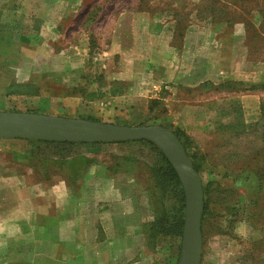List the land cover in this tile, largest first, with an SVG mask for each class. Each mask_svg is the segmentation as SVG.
<instances>
[{"label":"rangeland","instance_id":"rangeland-1","mask_svg":"<svg viewBox=\"0 0 264 264\" xmlns=\"http://www.w3.org/2000/svg\"><path fill=\"white\" fill-rule=\"evenodd\" d=\"M61 3L80 8L57 28L44 23L57 14L52 5ZM44 4L46 12L39 10ZM133 10L156 22L159 35L151 29L142 36L141 76L129 85L139 84L149 109L132 121L171 126L201 176V264H264V0H0V109H39L37 97L85 99L91 87L108 84L104 65L116 66L123 53L110 51L111 38L100 29L121 11L128 20ZM121 31L116 44L126 50L132 46L129 24ZM54 62L57 74L43 73ZM79 68L81 77L67 74ZM129 85L116 81L109 89ZM30 145L0 146V221L23 212L38 217L39 204L56 212L55 185L64 184L70 198L88 178L85 165L107 166L130 183L128 193L141 191L142 210L153 215L144 225L153 264H177L180 242L152 236L157 206L180 212V204L157 184L151 168L161 158L148 143L78 145L71 151ZM71 157L81 170L67 166ZM68 206L61 205L63 213ZM27 238L25 260L15 248L7 257L0 251V264L75 263H59L55 252L38 250L43 246L36 243L53 237Z\"/></svg>","mask_w":264,"mask_h":264},{"label":"crops","instance_id":"crops-1","mask_svg":"<svg viewBox=\"0 0 264 264\" xmlns=\"http://www.w3.org/2000/svg\"><path fill=\"white\" fill-rule=\"evenodd\" d=\"M46 7V4H44ZM55 17L44 21V23L57 28L65 21L67 13L73 14L79 10V3L68 5L54 4ZM39 10L46 12V8L39 7ZM123 13L114 16L110 21L103 22L100 29V35L105 38H111L112 44L110 51L122 52L123 57L117 62L116 66L110 67V63L105 64V76L108 84L96 85L91 87L88 93L89 97L83 98L81 96H73L69 98H53L37 97L34 103L39 106L35 110H17L10 108H1L0 111L13 112H32L41 114L57 115L68 118H81L105 123L120 124V125H134L135 117H140L147 109H149L148 97L140 96L139 84L134 82L135 78L141 76V63L138 60H143L139 55L141 51L142 36L148 35L151 29L152 36L158 38L157 23L152 20L143 19L141 10L130 11L128 20L123 18ZM43 22V21H41ZM128 23L131 28V43L132 46L126 50H121L116 43L122 35L121 26ZM107 26V27H106ZM143 29H146L143 31ZM94 32V31H93ZM99 32V30L97 31ZM147 43V42H146ZM117 45V49L114 45ZM164 44V43H163ZM115 49V50H114ZM152 51V48H151ZM130 56L129 63H127L126 55ZM56 58V57H55ZM148 60V57H145ZM55 61V59H54ZM71 65V64H70ZM58 66L55 62L52 65H44L41 70H49L43 72L50 74L51 71L57 74ZM63 68H65L63 66ZM80 69V68H79ZM80 72V73H79ZM62 74V73H61ZM60 74V75H61ZM69 76H82V70L76 72L70 71ZM67 82V79H65ZM118 81L121 84H128L129 89L120 92H111V83ZM93 83L92 86H94ZM101 91V96H90ZM117 118V119H116ZM122 118V119H121ZM116 119V120H115ZM126 119H131L127 121ZM167 125V124H164ZM171 127V126H169ZM172 128V127H171ZM142 140V139H140ZM40 141L51 140H37L31 138L21 137H0L1 145H21L31 146L34 143L36 146L49 145ZM135 141V140H129ZM57 142V141H55ZM72 142V141H68ZM119 142H76L86 143L83 145H97V144H116ZM30 143V144H29ZM96 143V144H95ZM73 150H76L74 148ZM70 159V158H69ZM74 157H71L67 166L72 170H81ZM87 177L85 184L74 196L69 198L67 188L61 185H55L56 188V203L58 208L56 212H51L46 205L39 204L38 217L35 213L23 212L11 218H5L0 221V237H10L1 240L0 251L5 253L6 257L9 253L16 252L15 248H21L19 259L25 260L24 246L28 241L29 235H47L53 238H48L38 242L40 251L55 252V260L57 262L74 261L73 264H153V257L149 254L146 244L144 242V225L153 218L152 213H144L142 210V194L141 191L133 187L131 193L129 189L132 187L130 183L123 181V175L119 173H111L107 166H92L85 165ZM130 186H129V185ZM84 186V187H83ZM65 190V191H62ZM128 193V194H127ZM70 204L67 212H62L61 205L65 203ZM20 227H18V225ZM15 226H17L15 228ZM30 227V229H28ZM21 228V229H19ZM15 236H25L20 240ZM18 242V243H16ZM16 243V244H15ZM68 256H66V252ZM11 256V255H10Z\"/></svg>","mask_w":264,"mask_h":264},{"label":"water","instance_id":"water-1","mask_svg":"<svg viewBox=\"0 0 264 264\" xmlns=\"http://www.w3.org/2000/svg\"><path fill=\"white\" fill-rule=\"evenodd\" d=\"M0 137L72 142L148 140L158 146L175 168L185 194V218L177 264H201L204 188L192 158L170 127L161 124L120 125L57 115L0 111Z\"/></svg>","mask_w":264,"mask_h":264},{"label":"trees","instance_id":"trees-1","mask_svg":"<svg viewBox=\"0 0 264 264\" xmlns=\"http://www.w3.org/2000/svg\"><path fill=\"white\" fill-rule=\"evenodd\" d=\"M175 133L177 134L176 131ZM40 142L45 144H51L53 146L67 148L70 151L73 150L75 146L86 144V143H76V142H68V141H57V142L40 141ZM130 142L148 143L151 147L150 149L152 151H155L156 154L161 158L160 165L156 164L155 167L151 168L153 175L155 177L157 184L163 189V191L169 189L172 194L171 195L172 198L178 200V204H180L179 207L180 212H175V210H168L166 206H162V207L157 206V216L155 217V220L151 224L152 236L154 237L156 235V236L169 237V238L171 237L173 239H176V241L178 240L180 242L179 245V251H180L181 241L183 236V228H184L185 195L179 176L173 165L169 162V160L165 157L163 152L156 145H154L148 140L125 141L123 143H130ZM187 153L189 154L188 150Z\"/></svg>","mask_w":264,"mask_h":264}]
</instances>
